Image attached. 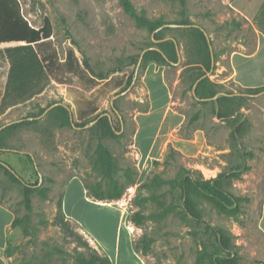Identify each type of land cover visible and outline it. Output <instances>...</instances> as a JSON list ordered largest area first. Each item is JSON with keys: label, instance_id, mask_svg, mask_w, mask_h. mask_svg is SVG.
<instances>
[{"label": "rangeland", "instance_id": "obj_1", "mask_svg": "<svg viewBox=\"0 0 264 264\" xmlns=\"http://www.w3.org/2000/svg\"><path fill=\"white\" fill-rule=\"evenodd\" d=\"M131 1L137 11L144 12L150 20L162 18L178 22L184 18L178 0ZM263 2L235 0L229 7L222 0H187L186 17L202 26L212 42L216 59L213 70L206 77L220 88L219 97L231 92L237 96L264 92V87L259 92L248 93L249 88L224 82L231 72L229 56L239 51L250 53L259 43L261 52L256 58H237L235 62L242 82L258 87L264 85V29L259 20ZM19 5L23 17L34 27L40 28L45 18L50 20L52 39L61 58H65L66 47L72 46L95 75L108 79L118 74L132 75L136 57L141 58L152 43L157 42L146 29L136 26L134 19L124 12L120 0H19ZM164 36L166 41L178 40V62L162 66L169 73L173 107L189 119L196 118L194 126L205 131L210 152L193 157L179 155L175 161L168 157L171 152L168 151L167 156L155 161L141 178L133 136L137 127L134 115L149 104L142 83L148 65L142 62L127 90L113 92L112 85L103 83L94 93L100 106L98 114H109L118 138L100 140L99 134L92 129L96 117L87 120L85 125L74 117L71 127L61 128L49 112L55 104L62 103L75 115V107L67 99V88L75 81L64 77L65 84L53 82L32 101L11 108L0 117V131L8 124L27 123L7 138L6 147L0 149V161L11 165L27 184H39L46 189V197L40 192L32 196L33 209L28 224L29 211L23 203L21 186L11 183L0 169V205L11 210L15 220L23 222L14 227L10 237L11 255L8 250L6 252L10 264H79L81 257L104 256L99 249L105 252L111 264L115 261L128 264L135 259L126 245L125 230H118L111 211L110 215H105L103 210L108 209L86 201L87 194L96 201L98 194L111 192L103 175L94 167L100 143L115 157L119 168L115 179L119 183L118 190L123 191L121 199L109 203L123 210L124 225L133 237L134 248L136 244L143 248L142 240L150 245L147 253L136 251L145 264H199V254L210 245L209 236L205 234L206 224L193 222L180 207L178 195L169 185H148L155 177L176 178L181 168L205 180L216 178L231 168L241 172L229 185L234 196L243 198L234 216L220 212L205 200H199L198 204L205 223L232 234L239 264H264V234L258 226L264 203V93L235 101L232 108L240 112L236 122L220 120L217 113L224 112L226 106L216 105L212 100L208 105L200 104L194 98L195 86L189 89L182 83L184 72L197 67L187 66L191 57L190 34L174 30L166 31ZM18 45L1 44L0 49ZM0 65L2 69L9 68L8 64ZM117 71L122 73L115 74ZM184 78L187 82L188 76ZM123 92L126 93L115 101L114 110L112 99ZM41 109H46L45 113L40 114ZM237 128L240 133L235 138ZM172 206L174 209L167 211ZM135 215L139 225L132 219ZM62 220L66 228L59 225ZM77 221H82L83 225ZM116 239L120 244L117 255Z\"/></svg>", "mask_w": 264, "mask_h": 264}, {"label": "trees", "instance_id": "obj_2", "mask_svg": "<svg viewBox=\"0 0 264 264\" xmlns=\"http://www.w3.org/2000/svg\"><path fill=\"white\" fill-rule=\"evenodd\" d=\"M177 1V0H171ZM182 7V16L184 18L178 22H169L162 18L150 20L146 18L145 13H139L131 0H120V4L126 14L132 17L136 26L146 29L154 36L156 43H152L149 48H157L158 50H150L145 53L142 63L144 66L155 63L159 66L170 65L171 62H178L177 45L173 40L164 41V33L166 31H186L190 34L191 46L189 50L190 60L187 66H197L188 69L182 75V83L192 89L196 83L208 72L213 70V56L211 52L212 42L209 39L205 29L190 21L187 16V0H178ZM260 24L264 29V2L259 13ZM53 37V29L49 19L45 18L40 28L32 26L22 15L19 0H0V45L9 43H25L14 47L0 49V64H8L9 68L2 69L0 65V117L8 110L19 105L32 101L35 97L41 95L47 87L53 82L65 84L64 77H70L75 81L74 85L69 84L67 88V99L75 107V115L68 109L66 105H56L51 109L49 115L53 117L61 128L71 127L73 119L85 125L87 120L96 117L93 121H97L92 129L99 134V139L118 138L117 131L112 127L108 116L98 114L100 106L97 98L94 96L95 91L103 87V83L113 86V92L117 90L125 91L134 82L136 68L140 62V57H136L135 70L132 75L118 74L108 79L104 76H97L91 70L90 65L86 61H81L76 50L72 46H67L65 50V58H61L55 45ZM175 41H178L177 39ZM202 66L204 70L200 67ZM116 73H122L117 71ZM188 76L187 82L184 76ZM262 89H250V92H259ZM220 93V88L212 83L208 77L202 79L196 89L194 98L202 105H208L210 99H214ZM235 93H228L220 96L212 102L219 106H226L224 112H218L217 117L220 120L232 119L234 122L240 117V112L235 111L232 106L235 101L247 100L246 96H237ZM234 95V96H233ZM70 108V107H69ZM46 109H41L40 114L45 113ZM148 111V107L145 112ZM195 120L193 117L189 121V125ZM27 123H15L0 131V149L6 147V140L14 132L20 130ZM240 133L237 128L236 135ZM168 157L175 160L180 155L171 149ZM95 169L99 170L107 182L111 192L107 195L98 194L96 199L99 201L119 200L123 196V191H119V183L115 179L118 172V166L115 157L111 151L103 144H99L96 149V158L94 163ZM0 169L5 172L9 181L19 185L22 188L24 196V205L29 211L26 219L30 223L32 212V196L36 192H40L46 197V189L39 187V184H27L20 177L14 168L6 162L0 161ZM241 172L237 168H231L229 171H222L216 178L205 180L203 177L195 178L193 172L181 168L179 175L171 180H163L155 177L150 184L154 186L169 185L172 191L176 192L180 201V207L197 225L206 224L205 234L208 235L209 246H205L204 250L198 256L199 264H239L240 257L232 241V234L223 229L213 227L204 222L202 212L199 208L198 201L205 200L211 203L220 212L234 216L243 198L234 196L229 185L232 180L238 179ZM62 207V203L60 205ZM179 207V206H176ZM174 206L168 208L172 211ZM133 216V221L140 224V221ZM22 220L16 219L14 227L22 224ZM61 227L67 226L62 220L59 223ZM29 233L28 228L25 229ZM79 240H82L77 236ZM213 239L214 241H211ZM143 248L138 244L135 250L146 253L150 249V245L142 240ZM85 244V242H83ZM9 241V247H10ZM8 254L11 255L8 248ZM79 264H111L107 256H93L91 258L81 257Z\"/></svg>", "mask_w": 264, "mask_h": 264}, {"label": "crops", "instance_id": "obj_3", "mask_svg": "<svg viewBox=\"0 0 264 264\" xmlns=\"http://www.w3.org/2000/svg\"><path fill=\"white\" fill-rule=\"evenodd\" d=\"M222 1L229 7H232L235 0ZM237 10L240 11L239 9ZM260 52L261 45L257 43L255 49L250 53L239 51L236 55L229 56L231 61V72L224 82L236 83L243 88L249 89L264 87V85L258 87L242 82L239 79L238 68L235 62L237 58L245 60L254 59ZM142 83L148 96V111H140L134 115L137 127L133 136V146L138 153V169L141 172V178L152 168L155 161H161L167 156L168 151L171 149L178 152L182 157H193L201 154L207 155L211 147L208 144L205 131L194 126L196 118L192 124L189 125L190 119L187 115L173 107V89L170 85L168 70L165 67L151 63L143 74ZM86 201L95 207L108 209L103 210L105 211V215H110L109 213L111 211V214L115 216L114 223L118 230H125L126 245L135 256V259L128 261V264H145L134 248L131 233L124 225L125 214L123 210L113 206V204L107 201H93L89 198L88 194L86 195ZM64 206L63 202V208ZM0 220V264H10L6 252L8 250L10 237L15 230V215L11 210L0 205ZM77 222L80 226L83 225L82 221ZM258 226L259 230L264 234V203L261 208ZM84 233L87 235L85 231ZM96 240L103 246L99 239L95 238V241ZM119 246L118 239H116L114 246L116 255L119 251ZM99 251L102 255H105V252L100 249ZM262 255L264 256V252ZM114 264H119V261H115Z\"/></svg>", "mask_w": 264, "mask_h": 264}, {"label": "water", "instance_id": "obj_4", "mask_svg": "<svg viewBox=\"0 0 264 264\" xmlns=\"http://www.w3.org/2000/svg\"><path fill=\"white\" fill-rule=\"evenodd\" d=\"M170 40H173V41L176 43V45L178 46L177 42H176L174 39H170ZM164 41H166V40H164ZM16 44L24 45L25 43H16ZM150 50H158V49H157V48H149L148 50H146V51L142 54V56H141V58H140V63H139V65L141 64V62H142V60H143V57H144L145 53L148 52V51H150ZM211 51H212V55H213V49H212V47H211ZM213 65H214V57H213ZM205 77H206V76L202 77V78L196 83L195 88H194V94H195V89H196L198 83H199L202 79H204ZM125 93H126V92L118 93V94H116V95L114 96V98L112 99V107H113L114 110H116V108H115V101L118 100V99H120L122 96H124ZM263 93H264V92H262V93H260V94H258V95H250V94H246V96H248V97H256V96H259V95H261V94H263ZM219 95H220V94H218L214 99H210V100H216V99L219 97ZM210 100H207V101H210ZM56 105H63V104H62V103H59V104H56ZM56 105H54L52 108H54ZM52 108H51V109H52ZM68 109L71 111V108L68 107ZM106 115L108 116L109 114H106ZM10 125H13V124H8V125L5 126L4 128H6V127H8V126H10ZM4 128H3V129H4Z\"/></svg>", "mask_w": 264, "mask_h": 264}]
</instances>
